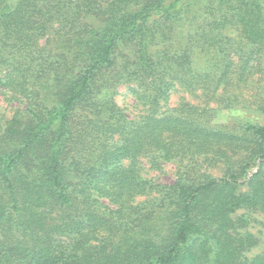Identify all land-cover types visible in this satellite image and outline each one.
Listing matches in <instances>:
<instances>
[{
    "label": "trees",
    "instance_id": "16d2710c",
    "mask_svg": "<svg viewBox=\"0 0 264 264\" xmlns=\"http://www.w3.org/2000/svg\"><path fill=\"white\" fill-rule=\"evenodd\" d=\"M263 86L264 0H0V264H264Z\"/></svg>",
    "mask_w": 264,
    "mask_h": 264
},
{
    "label": "rangeland",
    "instance_id": "374dc122",
    "mask_svg": "<svg viewBox=\"0 0 264 264\" xmlns=\"http://www.w3.org/2000/svg\"><path fill=\"white\" fill-rule=\"evenodd\" d=\"M257 94H259V91H247L245 92V97H247L253 105L259 102L260 98L257 99L254 97L255 95L257 96ZM184 101H190L191 103L199 105L202 103L196 96L184 90H178L172 94L169 109L172 110L173 108H176ZM116 102L121 108L127 111L126 114L129 118H137L139 115L145 113V108L137 103L134 94L130 92L127 86H122L118 89ZM13 107L14 105L11 106L2 96H0V125L11 119ZM210 108L214 113V116L211 119V124L217 127L239 129L245 125H264V116L257 112V110L254 109V106L252 110H229L222 108L220 103H211ZM205 167L210 168L208 166ZM142 169V173L145 178L165 185H171L176 179L179 164L164 163L159 168H156L152 167L149 160H145L142 163ZM207 170H209L210 175L215 177H220L221 175L219 169H213V167H211ZM244 189L245 188H243V190ZM252 218H255L256 220H251L248 230L255 236L256 239H259V246L252 250V254L255 255L264 252V217L254 215Z\"/></svg>",
    "mask_w": 264,
    "mask_h": 264
}]
</instances>
